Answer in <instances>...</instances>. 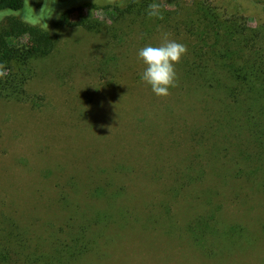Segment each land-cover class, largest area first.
<instances>
[{
	"label": "rangeland",
	"instance_id": "374dc122",
	"mask_svg": "<svg viewBox=\"0 0 264 264\" xmlns=\"http://www.w3.org/2000/svg\"><path fill=\"white\" fill-rule=\"evenodd\" d=\"M131 1L25 0L0 13L55 37L29 62L28 98H0V264H264V153L245 107L209 72L188 74L182 26L197 2L260 28L264 0H154L159 23L97 11L99 33L54 25L70 8ZM162 32L187 47L163 98L137 55ZM204 222L196 243L189 228Z\"/></svg>",
	"mask_w": 264,
	"mask_h": 264
},
{
	"label": "trees",
	"instance_id": "16d2710c",
	"mask_svg": "<svg viewBox=\"0 0 264 264\" xmlns=\"http://www.w3.org/2000/svg\"><path fill=\"white\" fill-rule=\"evenodd\" d=\"M24 1L0 0V13L20 11ZM150 4H155V1L132 0L124 9L115 5L84 4L63 11L54 25L77 26L88 32L99 33L103 25L93 21L97 11L108 17L114 15L113 22L130 16L136 22L155 20L159 23L146 13ZM182 26L194 41L191 54L196 61L190 63L188 74L200 76L209 72V76L213 77L210 81L214 89L227 92L237 108L245 107L241 108L243 122L247 125L256 151L264 153V25L251 28L245 22L238 24L233 20L219 19L213 7L196 2ZM54 45L53 34L14 16L5 15L0 23V64L5 66L8 75L0 77V98L26 100L28 97L24 85L32 74L30 60L46 57ZM215 75L219 77L215 78ZM212 217L210 215L209 219ZM203 226V229L197 230V235L191 226L189 228L196 243L208 223L204 222Z\"/></svg>",
	"mask_w": 264,
	"mask_h": 264
},
{
	"label": "clouds",
	"instance_id": "9594fccd",
	"mask_svg": "<svg viewBox=\"0 0 264 264\" xmlns=\"http://www.w3.org/2000/svg\"><path fill=\"white\" fill-rule=\"evenodd\" d=\"M150 18L163 19L159 6L150 4L146 9ZM186 45L170 38V33L162 32L157 45L148 44L138 50V59L143 62L141 80L150 87L157 97H167L170 89L177 86V65L186 55ZM6 75V68L0 64V77Z\"/></svg>",
	"mask_w": 264,
	"mask_h": 264
}]
</instances>
